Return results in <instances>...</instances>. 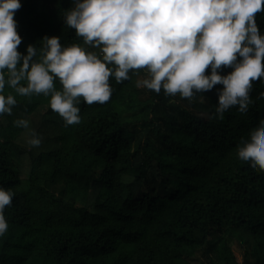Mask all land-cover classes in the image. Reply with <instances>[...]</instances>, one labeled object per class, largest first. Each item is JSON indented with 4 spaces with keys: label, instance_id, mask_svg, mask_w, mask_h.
<instances>
[{
    "label": "trees",
    "instance_id": "trees-1",
    "mask_svg": "<svg viewBox=\"0 0 264 264\" xmlns=\"http://www.w3.org/2000/svg\"><path fill=\"white\" fill-rule=\"evenodd\" d=\"M21 4L22 54L45 36L99 54L65 24L72 0ZM144 75L110 78L104 104L81 98L79 124L66 126L43 95H17L0 116V187L15 193L0 264H264V172L240 160L264 121V82L249 115L212 119L222 85L189 102L136 87ZM17 119L30 121L38 147Z\"/></svg>",
    "mask_w": 264,
    "mask_h": 264
},
{
    "label": "clouds",
    "instance_id": "clouds-1",
    "mask_svg": "<svg viewBox=\"0 0 264 264\" xmlns=\"http://www.w3.org/2000/svg\"><path fill=\"white\" fill-rule=\"evenodd\" d=\"M65 11V24L82 38L64 46L58 36H45L18 51L22 37L14 18L21 0H0V116L11 115L16 96L50 97V107L65 122L79 124L81 98L91 105L109 101L117 83L130 80L141 70L136 87L159 94L205 99L217 85L218 102L212 119H223L229 109L240 116L253 107L251 94L264 82V35L258 20H264V0H72ZM210 68V73L206 70ZM225 68L233 71L226 75ZM62 86L59 90L56 81ZM26 82V83H25ZM6 86L13 90L7 95ZM15 125L30 130V121ZM28 143L42 140L34 131ZM240 160L253 171L264 172V121L253 131L251 142L243 141ZM15 193L0 187V237L9 223L5 208Z\"/></svg>",
    "mask_w": 264,
    "mask_h": 264
}]
</instances>
